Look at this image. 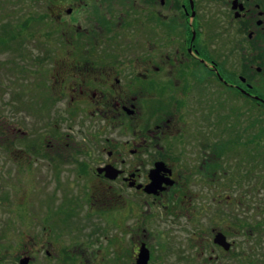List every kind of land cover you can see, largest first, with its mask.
<instances>
[{
  "label": "flooded vegetation",
  "instance_id": "1",
  "mask_svg": "<svg viewBox=\"0 0 264 264\" xmlns=\"http://www.w3.org/2000/svg\"><path fill=\"white\" fill-rule=\"evenodd\" d=\"M39 1L44 6L40 18L47 21L43 65L51 77L38 79L34 94L39 104L32 113L46 119L53 114L91 119L89 126L98 123L93 134H86L96 150L89 158L96 165V185H101L96 192H107L113 211L126 221L147 204L168 209L177 219L192 203L188 193L213 192L214 180L221 172L228 174L221 161L229 148L228 138L213 143L203 134L215 101L222 97L219 117L224 122L232 92L244 109L235 120L241 128L246 125L245 107L259 112L263 104L245 76L247 71L253 74V65L230 74L229 64L231 56L244 60L246 46L264 50V0ZM46 143L55 148L54 154L63 148L61 141ZM237 145L245 148L246 143L241 139ZM254 147L259 150V141ZM259 156L255 153L257 164ZM197 162L200 169L193 167ZM108 170L115 177H108ZM153 178L158 181L154 189L149 188ZM254 178L260 183L259 173ZM245 235L250 239L251 233ZM260 241L243 251L254 253L256 245L260 250ZM43 250L42 244L33 255ZM245 253L244 261L250 259Z\"/></svg>",
  "mask_w": 264,
  "mask_h": 264
},
{
  "label": "rangeland",
  "instance_id": "2",
  "mask_svg": "<svg viewBox=\"0 0 264 264\" xmlns=\"http://www.w3.org/2000/svg\"><path fill=\"white\" fill-rule=\"evenodd\" d=\"M34 1L0 0V264H20L42 244L44 250L33 255L29 264H136L141 244L149 250V264H264L263 108L255 112L245 107L246 125L241 128L235 120L242 118L244 109L236 97L232 92L228 95L227 122L219 117L222 97H218L203 134L213 143L228 138L230 148L221 161L227 176L221 172L214 180L213 192H187L192 203L177 219L168 209L143 204L141 213L122 220L113 211L107 192H96L101 185H96V165L89 158L90 152L96 154L95 144L87 143L86 134H93L98 123L92 121L89 126L91 119L57 114L46 119L32 113L39 104L34 94L38 79L51 77L43 65L48 49L47 21L39 12L44 6ZM5 30L9 31L7 43ZM245 49L244 60L231 56L229 72L238 74L244 66L245 71L253 65V74L247 71L245 76L255 86V93L264 96V50ZM222 123L223 129H217ZM88 127L91 130L85 133ZM237 137L253 149L259 141V150H253L260 155L258 164L255 157L246 158L247 149L233 148ZM56 141H61L63 148L54 154L55 148L44 142L51 146ZM84 144L88 146L85 153L80 149ZM199 163L193 167L200 169ZM255 173H259L260 183L253 181ZM46 221L52 224L51 229ZM213 229L235 243L229 257L214 246ZM248 233L252 240L245 235ZM260 240V250L256 245L254 253L243 251L247 248L249 252L248 247ZM243 253L250 259L244 261Z\"/></svg>",
  "mask_w": 264,
  "mask_h": 264
},
{
  "label": "water",
  "instance_id": "3",
  "mask_svg": "<svg viewBox=\"0 0 264 264\" xmlns=\"http://www.w3.org/2000/svg\"><path fill=\"white\" fill-rule=\"evenodd\" d=\"M107 173H108L107 174L108 177H110V178L115 177L114 175H112L110 173V170H108ZM157 185H158V181H156V179L153 178L152 185H150L149 188H153V189L157 188ZM147 193H157V192H147ZM214 242L217 245H220L221 247H223L225 250H229L230 249V244L227 242L226 237L222 233H218L215 236ZM149 259H150L149 250L146 249L145 245L143 244L141 246L140 252L138 254V258H137L136 264H148ZM29 261H30L29 258H24V259L21 260L20 264H28Z\"/></svg>",
  "mask_w": 264,
  "mask_h": 264
},
{
  "label": "trees",
  "instance_id": "4",
  "mask_svg": "<svg viewBox=\"0 0 264 264\" xmlns=\"http://www.w3.org/2000/svg\"><path fill=\"white\" fill-rule=\"evenodd\" d=\"M5 31H6V32H4V33H6V34H4V33H3V34H4V36L6 35V36H5V37H6L5 41H6V43H7L8 39H9V36H8V32H9V31H8V30H5ZM262 111L264 112V106H263V110H262ZM237 143H238V144L241 143V140H240V138H238V137H237ZM246 145L249 146V144H246ZM233 146H238V145H233ZM229 147H230V146H229ZM233 148H234V147H233ZM235 148H236V149H239L238 147H235ZM263 148H264V147H263ZM251 149H252V150L248 149V153H246V156H247L246 158H252V159H253V158L255 157V156H254L253 148L251 147ZM263 161H264V159H262V161H261V162H262V166H263V170H262V171H263V173H264V162H263Z\"/></svg>",
  "mask_w": 264,
  "mask_h": 264
}]
</instances>
